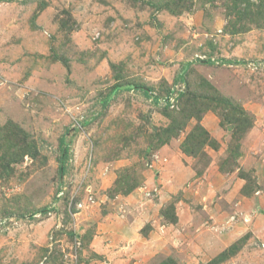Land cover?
Wrapping results in <instances>:
<instances>
[{
    "label": "rangeland",
    "instance_id": "374dc122",
    "mask_svg": "<svg viewBox=\"0 0 264 264\" xmlns=\"http://www.w3.org/2000/svg\"><path fill=\"white\" fill-rule=\"evenodd\" d=\"M0 264H264V0H0Z\"/></svg>",
    "mask_w": 264,
    "mask_h": 264
},
{
    "label": "trees",
    "instance_id": "16d2710c",
    "mask_svg": "<svg viewBox=\"0 0 264 264\" xmlns=\"http://www.w3.org/2000/svg\"><path fill=\"white\" fill-rule=\"evenodd\" d=\"M233 3H234V5L236 4L235 2H233ZM231 8H232V7H231ZM232 9H233V11H236V10H237V13L240 14V9H238V8L236 9V8H234V7H233ZM239 117H240L241 123L246 121V124L248 125L250 119H249L247 116H245V115H240ZM204 133H205V132H204ZM195 140H196V139H195ZM202 140H203V139H202ZM199 142H200V143H199ZM207 142H208L207 139H205V141H202V143H204V144H206ZM197 143L200 145V144H201V141L195 142V145H193V146H194V147H197V146H196ZM208 143H210V142H208ZM184 144H185V143L182 144V151H183V153H185V154H187V155H191V156L193 155V156H194V155H195V153H194L195 151H190V150L186 149V148L184 147ZM194 149H195V148H194Z\"/></svg>",
    "mask_w": 264,
    "mask_h": 264
}]
</instances>
